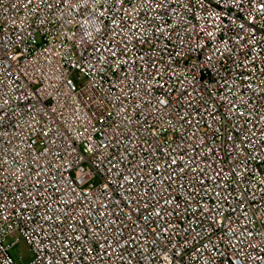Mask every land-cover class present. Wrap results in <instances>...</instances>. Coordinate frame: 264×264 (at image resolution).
<instances>
[{
	"label": "built area",
	"instance_id": "1",
	"mask_svg": "<svg viewBox=\"0 0 264 264\" xmlns=\"http://www.w3.org/2000/svg\"><path fill=\"white\" fill-rule=\"evenodd\" d=\"M0 264H264V0H0Z\"/></svg>",
	"mask_w": 264,
	"mask_h": 264
},
{
	"label": "rangeland",
	"instance_id": "2",
	"mask_svg": "<svg viewBox=\"0 0 264 264\" xmlns=\"http://www.w3.org/2000/svg\"><path fill=\"white\" fill-rule=\"evenodd\" d=\"M13 256H18L21 255L23 256V261H27L31 257V253L29 251L28 246L24 243L21 242L12 252Z\"/></svg>",
	"mask_w": 264,
	"mask_h": 264
}]
</instances>
